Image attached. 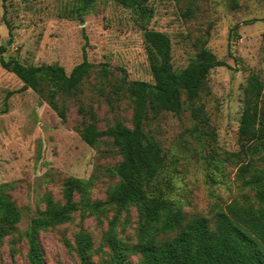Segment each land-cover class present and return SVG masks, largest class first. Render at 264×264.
I'll return each instance as SVG.
<instances>
[{"label": "rangeland", "instance_id": "374dc122", "mask_svg": "<svg viewBox=\"0 0 264 264\" xmlns=\"http://www.w3.org/2000/svg\"><path fill=\"white\" fill-rule=\"evenodd\" d=\"M235 1L146 0L150 11L142 12L114 0H95L86 8L79 0H0L2 55L28 65L59 64L66 72L85 56L97 69L105 65L110 81L124 71L128 80L152 82L142 35L148 28L168 34L174 68L185 66L200 48L224 60L226 65L209 71L197 101L204 105L209 122L203 127L213 139L193 129L186 107L179 113L162 111L144 126L160 142L163 175L172 186L169 195L188 216L211 218L250 191L235 179L236 158L228 157L239 148L237 127L249 74L260 77L264 99V0ZM101 85H106L103 90ZM107 85L99 70L93 71L78 94L64 99L62 119L32 89L20 90L22 82L0 66V183L21 213L15 232L0 240V264H27L24 232L29 220L44 208L45 194L63 201L66 177H91L93 200L104 199L117 181L109 168L120 155L111 138L92 147L78 133L79 104L92 105L98 128L115 120L130 124L129 100L116 99ZM8 91L13 92L5 105ZM115 213L111 206L84 216L76 211L70 220L40 230L44 264H80L72 247L79 230L91 237L90 259L95 264L109 261L103 233ZM137 224L134 207L122 210L115 221L117 237L134 241ZM125 257L128 264H142L137 254Z\"/></svg>", "mask_w": 264, "mask_h": 264}, {"label": "trees", "instance_id": "16d2710c", "mask_svg": "<svg viewBox=\"0 0 264 264\" xmlns=\"http://www.w3.org/2000/svg\"><path fill=\"white\" fill-rule=\"evenodd\" d=\"M79 1L86 8L95 0ZM114 1L150 11L146 0ZM232 5H236L235 0ZM142 35L152 82L128 80L124 71L110 81L107 67L97 69L85 56L69 72L59 64H24L15 58L5 59L2 53L6 48L0 44V66L22 82L20 90L32 89L62 119L64 99L78 94L93 71L99 70L116 99L126 96L131 105L129 125L115 120L105 129L97 127L91 104L78 105L81 139L93 147L108 137L117 147L120 161L109 168L117 181L102 200L89 197L91 177H66L62 202L45 194L44 208L31 217L24 232L27 264H44L40 230L70 220L76 211L84 216L102 212L106 206L114 207L116 213L103 233L110 260L102 264H128L125 256L129 253L139 255L142 264H264V99L260 77L251 73L247 78L237 127L239 148L228 156L237 161L235 179L241 188L251 192L231 199L211 218L202 214L188 216L169 195L172 186L163 175L166 164L160 142L144 126L162 111L179 113L186 107L194 121L193 129L213 139V133L203 127L209 122L204 105L197 101L209 71L226 62L209 49L200 48L185 66L177 69L172 65L171 41L166 32L145 28ZM12 92H7L5 105ZM129 206L134 207L138 219L132 242L117 237L115 229L119 213ZM20 218V211L0 183V240L15 232ZM72 247L80 264H95L90 259L92 240L88 233L79 230Z\"/></svg>", "mask_w": 264, "mask_h": 264}]
</instances>
